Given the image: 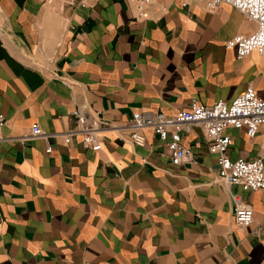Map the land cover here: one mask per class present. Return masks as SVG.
I'll use <instances>...</instances> for the list:
<instances>
[{"label": "crops", "instance_id": "0c3cea01", "mask_svg": "<svg viewBox=\"0 0 264 264\" xmlns=\"http://www.w3.org/2000/svg\"><path fill=\"white\" fill-rule=\"evenodd\" d=\"M142 13L126 0H0V264H264V191L222 186L198 126L177 166L150 130L135 146L125 128L132 113L173 116L249 85L264 100V57L225 47L256 25L200 0ZM74 108L109 128L98 151L63 143ZM32 123L57 135L22 140ZM226 133L232 160L263 155V128ZM230 193L251 207L247 226Z\"/></svg>", "mask_w": 264, "mask_h": 264}, {"label": "built area", "instance_id": "2783aa9c", "mask_svg": "<svg viewBox=\"0 0 264 264\" xmlns=\"http://www.w3.org/2000/svg\"><path fill=\"white\" fill-rule=\"evenodd\" d=\"M134 4L137 15L142 16L143 8L155 0H126ZM181 6L186 0H179ZM206 11H214L220 4H227L256 25V29L247 36L237 35L226 42V49L234 50L236 59L241 60L255 52L264 57V0H200ZM65 119L72 126L60 133L63 143L71 137H77L83 150L91 152L100 149L98 133L109 129L105 123L95 116H88L79 108L69 111ZM4 123L0 115V134ZM194 126H198L207 143V151L216 157L218 166V182L229 189L238 186L243 192L264 191V100L260 99L252 86H247L230 102L217 100L210 105L191 102L186 109L178 110L173 116L161 113H132L125 128L127 139L135 146H142L144 139L142 130H150L163 146L169 162L177 166L190 158V150L180 142L181 134H186ZM263 128L260 150L263 155L253 159L232 160L228 153L231 138L228 129L243 130L249 139L254 138ZM57 134L45 132L36 123L29 127L28 134L22 140L40 139L44 142ZM1 139V136H0ZM45 153L50 152L46 145ZM234 223L238 227L252 222V209L241 202L238 195L231 194Z\"/></svg>", "mask_w": 264, "mask_h": 264}]
</instances>
